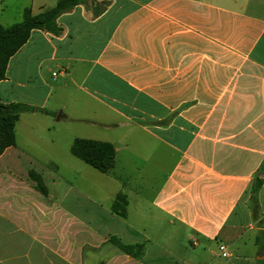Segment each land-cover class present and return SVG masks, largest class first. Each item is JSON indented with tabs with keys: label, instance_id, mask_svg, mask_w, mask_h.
Listing matches in <instances>:
<instances>
[{
	"label": "crops",
	"instance_id": "crops-1",
	"mask_svg": "<svg viewBox=\"0 0 264 264\" xmlns=\"http://www.w3.org/2000/svg\"><path fill=\"white\" fill-rule=\"evenodd\" d=\"M58 1L1 0L0 24ZM58 24L0 83L38 109L0 157V264H264V0H87ZM77 138L113 144L114 167L62 178L49 154Z\"/></svg>",
	"mask_w": 264,
	"mask_h": 264
},
{
	"label": "trees",
	"instance_id": "trees-1",
	"mask_svg": "<svg viewBox=\"0 0 264 264\" xmlns=\"http://www.w3.org/2000/svg\"><path fill=\"white\" fill-rule=\"evenodd\" d=\"M86 4L87 0H59L56 6L39 14H34L31 9H26L23 13V20L10 27L0 24V83L7 78L10 60L28 43L33 31L40 30L60 36L63 29L58 24L59 17ZM104 10L105 7L102 6L100 12L102 13ZM95 14L99 15L98 11H95ZM37 110L24 104H3L0 102V157L8 148L17 143L16 126L21 114ZM71 152L75 158L101 173H108L115 164L116 149L113 144L108 142L77 138ZM30 179L36 184V189L46 197L48 189L43 177L39 173L31 171ZM261 186L262 181L258 179L251 191L253 202H256ZM127 204V198L121 195L114 203L113 210L115 212L121 210V216H125ZM111 241L121 251L131 256L139 258L144 252L142 245H127L117 238H112Z\"/></svg>",
	"mask_w": 264,
	"mask_h": 264
},
{
	"label": "rangeland",
	"instance_id": "rangeland-1",
	"mask_svg": "<svg viewBox=\"0 0 264 264\" xmlns=\"http://www.w3.org/2000/svg\"><path fill=\"white\" fill-rule=\"evenodd\" d=\"M67 113H70V111H67ZM58 152H52L49 155L54 157V159H50L47 162L49 163H54L56 165H60V174L62 176V178L67 179L69 181H71L72 183L74 182V176L72 173L68 172V170L70 169L69 164L72 163H77L79 165H85L83 162H81L80 160H78L77 158H75L74 156H72V154L65 149L66 147V143L62 142L58 145ZM40 162H45V161H40ZM86 166V165H85ZM35 185V189H36V184ZM52 185V184H51ZM69 200H72V197H69Z\"/></svg>",
	"mask_w": 264,
	"mask_h": 264
},
{
	"label": "built area",
	"instance_id": "built-area-1",
	"mask_svg": "<svg viewBox=\"0 0 264 264\" xmlns=\"http://www.w3.org/2000/svg\"><path fill=\"white\" fill-rule=\"evenodd\" d=\"M220 252H221V255L224 258H228L229 257L228 248L226 246H224V245L220 246Z\"/></svg>",
	"mask_w": 264,
	"mask_h": 264
}]
</instances>
